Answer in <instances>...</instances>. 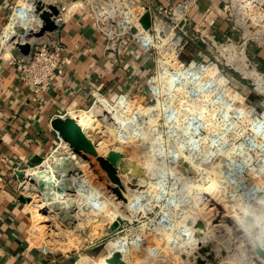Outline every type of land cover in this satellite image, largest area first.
<instances>
[{
  "label": "rangeland",
  "instance_id": "374dc122",
  "mask_svg": "<svg viewBox=\"0 0 264 264\" xmlns=\"http://www.w3.org/2000/svg\"><path fill=\"white\" fill-rule=\"evenodd\" d=\"M35 1H16L32 16L12 14L4 43L50 38V31L35 32L43 23ZM61 1L71 3L68 8L74 3ZM80 1V9H95L97 17L104 12L99 0ZM220 1L224 31L215 22L198 28L190 17L142 0H132L125 25H118L123 14L116 5L102 20L110 37L133 43L124 47L128 88L101 91L69 115L92 112L96 123L83 128L100 154L114 149L122 155L118 174L126 199L114 192L96 156L85 153L75 156L71 172L59 170L61 180L74 177L66 199L75 211L62 209L60 197L42 209L54 190L26 174L71 152L59 138L19 182L33 199L27 203L33 247L67 254L77 264H112L107 258L117 250L129 264H264V66L253 58L264 48V0ZM210 184L220 189L209 192ZM118 218L125 223L115 233Z\"/></svg>",
  "mask_w": 264,
  "mask_h": 264
},
{
  "label": "crops",
  "instance_id": "0c3cea01",
  "mask_svg": "<svg viewBox=\"0 0 264 264\" xmlns=\"http://www.w3.org/2000/svg\"><path fill=\"white\" fill-rule=\"evenodd\" d=\"M16 1L0 0V264H77L72 256L31 245V217L27 203L19 198V171L37 166V158H44L57 143L53 118L69 115L70 110H83L92 96L101 91H126L132 75L128 66L130 55L124 47L133 43L126 37H110L95 9H80L85 8L81 6L69 16L59 15L58 29L42 41L63 45L65 72L54 78L49 89L36 100L12 62L28 54L1 39ZM142 1L152 8L174 9L184 0ZM58 3L66 7L71 4L61 0ZM190 10L198 28H210L214 22L220 31L227 28L220 0H196ZM10 25V29L15 26L12 21ZM253 58L264 66V48Z\"/></svg>",
  "mask_w": 264,
  "mask_h": 264
},
{
  "label": "water",
  "instance_id": "95a60500",
  "mask_svg": "<svg viewBox=\"0 0 264 264\" xmlns=\"http://www.w3.org/2000/svg\"><path fill=\"white\" fill-rule=\"evenodd\" d=\"M35 2V13L39 14L43 22L42 28L39 32H55L58 29V21H56V18H59L61 12L66 9V6L60 7V5L57 3H52L46 0H37ZM99 5L105 9L111 17L112 4L104 0H99ZM15 46L20 48L25 54H29L31 51V43L29 41L19 42L17 38ZM52 127L59 133L62 140L68 144L71 153L75 156L85 153L96 156L98 162L106 170L111 181L116 184V186L113 187L114 192H116L120 198L124 200L126 199L122 192V190H124V186L118 174V167L122 166V155L118 151L112 149L109 151L108 155L100 154V149L96 141L87 134L83 127L78 125V121L72 115H58L57 117L53 118ZM43 161V157L37 158V162L41 163ZM73 161L74 160L70 157L67 158L65 162L58 167V170L71 172L73 170L72 166L74 165ZM23 172L24 171H19L22 178L24 177ZM37 183H39L42 188H44V185L46 184L49 186L52 184L50 180L44 181L42 179L38 180ZM72 188L73 187H70V179L66 178L58 187V190L70 191ZM19 198L25 203H29L33 200L32 197L26 196L24 194H21ZM124 223V219L118 218V220L112 226V231L118 232L122 230L124 228ZM257 251L259 254H263V251L260 247L257 248ZM107 261L112 264H129L124 259L123 253L120 250L115 251L110 257L107 258Z\"/></svg>",
  "mask_w": 264,
  "mask_h": 264
},
{
  "label": "built area",
  "instance_id": "2783aa9c",
  "mask_svg": "<svg viewBox=\"0 0 264 264\" xmlns=\"http://www.w3.org/2000/svg\"><path fill=\"white\" fill-rule=\"evenodd\" d=\"M107 2L112 4V8L115 5L120 8V13L123 14V16L121 17L120 22H118V25H125L128 22V19L131 18L133 12L132 0H114V2L107 0ZM194 2H196V0H184L174 9H168L162 6H157L156 8L158 10L163 8L168 11L170 10L169 12L172 13L174 17L181 16V18L186 20L188 16L192 20L190 9ZM142 3L148 6L146 3ZM101 9L103 8L101 7ZM103 10L106 15L104 12L100 13L99 19L101 21L110 18L106 10ZM137 14H140V10L137 11ZM205 27L208 28L209 25ZM62 51V44L51 45L47 42H36L31 44V51L27 56L20 60L13 59L12 62L16 64L22 81L30 87L34 99L37 100L42 97V95L49 89L53 79L64 74L66 58ZM58 137L62 140L59 133Z\"/></svg>",
  "mask_w": 264,
  "mask_h": 264
},
{
  "label": "bare ground",
  "instance_id": "6f19581e",
  "mask_svg": "<svg viewBox=\"0 0 264 264\" xmlns=\"http://www.w3.org/2000/svg\"><path fill=\"white\" fill-rule=\"evenodd\" d=\"M82 1H86V0H82ZM22 6H18V7L15 6L17 8L16 9L14 8L13 15H15V13H16V15L20 16V17L26 16L27 14H28V16H30L32 12H30V10L28 8H26L24 6L22 7ZM25 6H26V4H25ZM81 6H84V3L81 2L80 0H75L74 3L70 6V8L66 7V9L67 8L68 9L64 10V12L66 13L65 16H69L71 12H73L74 10H76L78 7H81ZM14 24L17 25L16 23H14ZM42 24L43 23L34 27L35 32H39L41 30ZM24 41H25L24 39H22V40L19 39V42H24ZM15 43H16V41H15ZM75 118L78 121V125H80L81 127H87L89 125H93L96 123V120H97L94 117V114L92 112H86L82 117H80V118L75 117ZM69 157L73 160L75 159V155L72 154L71 152L62 151V152L55 154L52 158V161L49 164H47L45 167H43V168H32L29 171H27L26 175H28L29 178L35 182H38V180H40V179H42L44 181L50 180L52 182V184L50 186L47 184H46V186H47V189L52 188L54 190L55 194H54V196H50L49 198H46L44 200V203L42 205L43 206L42 209H46V207H48V206L51 207V205L53 204V201L60 197V199H64L63 203H61L63 205L62 209L64 208L69 213H73L75 211V209H76L75 203L69 198L66 199V196H67L66 191L65 190H62V191L58 190V187L64 181L63 179L61 180V178H60V177H64V176L62 175V172L58 170V167L62 163H64L65 160ZM74 162H76V161H74ZM76 168H78V166H76ZM76 176H78V175H76ZM67 178H69V179L71 178L70 179L71 181L74 179V177L72 178L71 176H69ZM205 189H207L209 192H214V191H218V189H220V188L219 187L217 188L216 185H214V184H210ZM57 204L58 203H56L55 205H57ZM65 221L67 223L73 222L71 218H67V219H65Z\"/></svg>",
  "mask_w": 264,
  "mask_h": 264
}]
</instances>
